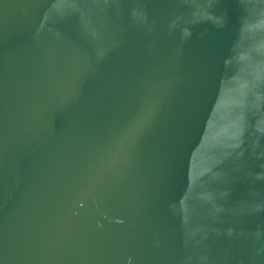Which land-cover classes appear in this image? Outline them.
<instances>
[{"label": "water", "instance_id": "95a60500", "mask_svg": "<svg viewBox=\"0 0 264 264\" xmlns=\"http://www.w3.org/2000/svg\"><path fill=\"white\" fill-rule=\"evenodd\" d=\"M0 264H264V0H0Z\"/></svg>", "mask_w": 264, "mask_h": 264}]
</instances>
